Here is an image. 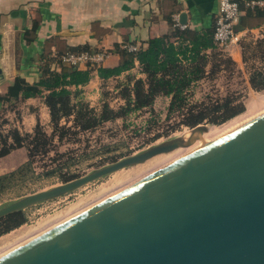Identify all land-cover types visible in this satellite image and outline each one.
Here are the masks:
<instances>
[{
  "label": "water",
  "instance_id": "water-1",
  "mask_svg": "<svg viewBox=\"0 0 264 264\" xmlns=\"http://www.w3.org/2000/svg\"><path fill=\"white\" fill-rule=\"evenodd\" d=\"M206 130L24 196L0 218L186 148ZM0 264H264V112L3 252Z\"/></svg>",
  "mask_w": 264,
  "mask_h": 264
},
{
  "label": "rangeland",
  "instance_id": "rangeland-1",
  "mask_svg": "<svg viewBox=\"0 0 264 264\" xmlns=\"http://www.w3.org/2000/svg\"><path fill=\"white\" fill-rule=\"evenodd\" d=\"M250 33H248L247 40H243L242 45L235 53V60L226 57L219 51L210 54L205 77L185 90V100L181 107L172 108L171 97H168L170 102H167V96H159L163 98L157 97L149 107L102 122L90 130H83L75 123V114L70 116L68 121L64 119L61 126L64 125L65 129L59 128L55 134L53 125L51 126L52 131L41 126L47 133L49 141L46 146L41 147L36 156H30L27 144H25L23 147L27 151L28 160L16 170L10 172L9 168L8 170L4 168L12 161L0 162V171L5 170V174L0 176V208L24 196L48 190L121 158L140 153L171 138L180 137L194 128L187 123V119L192 113L199 112V110H203L207 114V119L199 125L207 126L221 127L227 124L226 126L229 127V122L247 115L249 113L247 109L254 98L253 96L264 95V90L252 87L249 73L251 69H248L252 64L260 63L255 60L256 49L254 47L256 42L264 39V36L255 38L250 36L252 34ZM243 44L253 46L252 49L247 50V55H250L248 64L250 67L245 66L246 64L240 60L242 56L240 51L245 52ZM142 80L147 84V75H125L104 84L101 96L97 100L84 101L89 105V109L93 110L90 116L100 117L107 110L119 113L124 111L128 101L134 100V88ZM227 100L232 101L231 109L221 110L217 113L212 111L214 107L223 105ZM238 110H240L238 114L223 123L217 124L212 121V119H221L226 114ZM35 131L30 135H34ZM30 140L32 139L26 143ZM169 155L170 153L155 156L142 164L124 168L86 184L69 194L24 210L25 222L20 227L0 235V254L50 227L53 221L55 223L65 219L63 217H69V214L74 212L73 210L80 211L148 176V173L150 175L154 171L162 169L163 167L155 170V168L153 169L155 166L152 164L158 162L159 165ZM158 165L156 164V167ZM144 168H148V171L152 172H146L147 170ZM91 200L92 202H90ZM37 228L38 230H36Z\"/></svg>",
  "mask_w": 264,
  "mask_h": 264
},
{
  "label": "crops",
  "instance_id": "crops-1",
  "mask_svg": "<svg viewBox=\"0 0 264 264\" xmlns=\"http://www.w3.org/2000/svg\"><path fill=\"white\" fill-rule=\"evenodd\" d=\"M219 1L0 0L3 46L0 53V96L8 93L17 77L30 84L39 83L45 65L60 73L62 66L58 65V56L72 48L107 50L110 56L102 67L115 68L121 63L117 47L123 43H137L146 49L150 39L172 33L175 15H179L191 31L212 33L219 13ZM245 16L246 12H243L242 18ZM35 22H38V28L32 31ZM244 26L237 28L242 33L251 32L250 36L255 38L264 36L263 21H250ZM27 32H30L28 36ZM240 53L243 56L244 52ZM242 56L240 60L244 62ZM138 69L135 66L107 80L102 79L98 71L91 73L86 85L68 88L73 93L72 101H95L101 96L104 84L125 75H146ZM47 94L48 91H44L41 96L20 99L14 107L0 102V117L6 116L9 129H17L21 133L33 134L38 125L52 131ZM168 97L166 101L170 102ZM5 160L12 161L3 163L6 164L4 168L11 172L27 162L28 154L24 147L17 148L0 162ZM4 171H0V176L5 174Z\"/></svg>",
  "mask_w": 264,
  "mask_h": 264
},
{
  "label": "trees",
  "instance_id": "trees-1",
  "mask_svg": "<svg viewBox=\"0 0 264 264\" xmlns=\"http://www.w3.org/2000/svg\"><path fill=\"white\" fill-rule=\"evenodd\" d=\"M242 9L245 5L239 0ZM250 21L264 22V8L255 11H247L246 16L241 17L239 25L244 28ZM170 35L153 38L148 42L146 49L142 48L138 53L133 54L117 47L121 55V63L119 66L108 69L99 68L98 73L102 79H109L119 76L122 73L131 70L135 65V60L142 65L143 72L147 75L148 83L139 81L134 88V100L128 101L126 109L119 112L107 110L100 117L96 115L90 116L93 110L89 109V105L82 100L73 102V93L68 89L71 86L86 85L91 79L90 71H83L74 67L62 66V71L58 73L52 70L48 65L42 69L43 75L39 83L30 84L25 79L17 77L14 83L9 87L8 93L0 96V102L9 103L12 107L17 106L20 99H27L41 96L44 91H48L46 95V104L51 112L52 125L54 126V134L57 129H65L61 126V122L70 119L75 114V123L81 126L83 130H90L100 125L102 122L115 119L120 115H127L131 111L151 106L155 99L159 96L172 97V108L181 107L184 103L185 90L193 83L203 79L206 74V65L208 63L207 50L214 49L213 31L200 33L191 31L189 28L180 30L174 27ZM38 22H35L32 31H36ZM30 32H27V36ZM244 63L246 66L250 62L248 49H252V45H244ZM255 60L260 61L259 64L248 65L250 70V83L257 90H264V39L256 42ZM89 51L87 48H72L66 52ZM255 51V50H254ZM58 56L57 62L60 63ZM253 59V58H252ZM131 98L132 96L129 95ZM232 101L227 100L221 106H216L212 110L217 113L221 110L231 109ZM240 110L226 114V116L212 119L214 123L220 124L229 118L238 114ZM207 117L206 112L199 110L192 113L187 119L190 126H197ZM55 136V135H53ZM29 139L30 142L26 143ZM48 135L40 125L36 127L34 135L23 134L19 130H11L6 135L0 134V159L9 155L13 150L25 146L30 152V156L34 157L48 144ZM24 211L9 214L0 218V235L7 233L15 228L20 227L25 222Z\"/></svg>",
  "mask_w": 264,
  "mask_h": 264
},
{
  "label": "built area",
  "instance_id": "built-area-1",
  "mask_svg": "<svg viewBox=\"0 0 264 264\" xmlns=\"http://www.w3.org/2000/svg\"><path fill=\"white\" fill-rule=\"evenodd\" d=\"M242 2L245 5V9H242L239 0L219 1V13L215 26H213L214 29L212 35L215 47L214 49L206 51L208 58L212 52L219 51L226 57L235 60V53H237L238 49L242 45L243 40H247L249 33L248 31L242 33V31L238 30L237 28L243 12H246V10L255 11L256 9L264 8V0H242ZM173 22L174 27L180 30L189 28L187 27V24L181 23L179 15L174 16ZM120 49L136 54L142 49V46L137 43H123L120 46ZM109 56L110 52L107 50L66 52L61 57H59L60 63H58V65L74 67L80 70L85 69L86 71H90V73H94L104 65ZM135 66H138L140 73L145 74L139 61L135 60L134 67ZM0 123V134L6 135L12 130L9 129L10 124L6 116L0 117Z\"/></svg>",
  "mask_w": 264,
  "mask_h": 264
},
{
  "label": "bare ground",
  "instance_id": "bare-ground-1",
  "mask_svg": "<svg viewBox=\"0 0 264 264\" xmlns=\"http://www.w3.org/2000/svg\"><path fill=\"white\" fill-rule=\"evenodd\" d=\"M256 96V95H255ZM253 96L254 98H252L249 106H248V109L249 110V113L247 115H244V116H241V117H238L236 118L235 120L231 121L228 123V125L230 124L229 127H227L226 125L225 126H207V130L204 131V132H199L198 131V136L197 138L186 148H178L177 150L173 151V152H170V155L167 157V158H164L163 159V162H159L160 164L158 165V162H156V164L158 165L156 167V164H152V166H155L153 167V169L155 168L156 169H160L162 167H165L167 166L169 163L179 159L180 157H182L183 155H185L186 153H188L189 151L192 150V148H195L196 146L200 145V144H204V143H208L222 135H224L225 133L231 131L232 129L238 127L239 125L245 123L246 121L250 120L251 118L255 117L256 114H260L262 112H264V95L262 96H257L255 97ZM246 118V119H245ZM191 133V130L186 132L184 135H182V137H184L185 139H188L189 138V135ZM161 155V154H160ZM158 156V155H157ZM154 158V157H153ZM152 159V158H151ZM148 168H150V166H148ZM148 168H144V170H147L146 172H149L148 171ZM152 170V169H151ZM140 172H142V170H140ZM152 172V171H150ZM155 172V171H154ZM153 172V173H154ZM143 174V173H142ZM141 174V176H143ZM136 175H138V173H136ZM149 175V173H148ZM124 176V175H123ZM146 176V175H145ZM133 179V178H132ZM135 179V178H134ZM137 180V179H136ZM96 198V197H95ZM94 200V199H92ZM92 200L90 202H92ZM85 204H88V203H85ZM88 206V205H87ZM90 206V205H89ZM80 208V207H79ZM75 210H78V209H75ZM75 210H73L74 212H76ZM80 210V209H79ZM72 211V212H73ZM74 212L72 214H74ZM78 212V211H77ZM72 214H69V215H72ZM68 216V215H66ZM63 218H67V217H63ZM57 220V219H56ZM60 220V219H59ZM62 220V219H61ZM60 220V221H61ZM54 222V221H53ZM52 222V223H53ZM59 222V221H58ZM51 223V225H52ZM57 223V221L55 222ZM53 223V225L55 224ZM50 225V226H51ZM48 226V225H47ZM44 229V228H43ZM46 229V228H45ZM38 230V228L36 229ZM38 234V233H36ZM28 236V235H27ZM32 237V236H31ZM28 239V238H27ZM23 240V239H22ZM22 242V241H21ZM15 243V242H14ZM20 243V242H19ZM16 246V245H14ZM3 252V251H2Z\"/></svg>",
  "mask_w": 264,
  "mask_h": 264
}]
</instances>
